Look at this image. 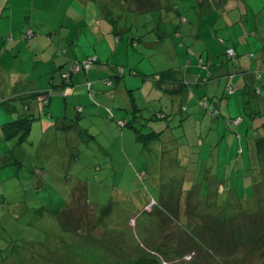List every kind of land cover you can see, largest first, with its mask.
I'll use <instances>...</instances> for the list:
<instances>
[{
	"label": "rangeland",
	"instance_id": "rangeland-1",
	"mask_svg": "<svg viewBox=\"0 0 264 264\" xmlns=\"http://www.w3.org/2000/svg\"><path fill=\"white\" fill-rule=\"evenodd\" d=\"M86 1V8L82 11L77 4L69 7L76 12L69 15L70 19L78 20L79 29L77 31L75 26H71L73 23L69 21L65 26L68 27L64 29L61 36L59 32L57 33V40L64 39L62 44L67 46L60 51V54L67 51L72 55V51L75 50L73 42L76 41L77 48H80L78 53H85L83 59L96 57L105 59L108 64L92 63L94 67L90 65L86 70L87 73H91L90 78L94 77L93 86L100 83L101 76L97 77L96 68L107 70L105 67L112 66L115 59L128 61L123 68L118 69L122 72L120 75L124 74L119 78L131 77L139 85L137 88L132 87L129 92H133L132 95L139 103L140 109L135 113H140L141 116L137 117L138 120L134 124L141 129L143 138L137 140L131 130L130 143L125 136L126 132H123L124 134L121 132L123 134L121 143L119 134L117 136L115 132L119 145L118 149H109L111 159L104 157L100 159L99 152L91 155L90 148H84L76 158L70 161L68 155L63 153V149L60 152L56 144L53 155L46 158L43 168L40 169L41 175L33 171L37 166L30 164L26 167L28 163H24L22 164L24 168L19 171L16 179L9 178L16 176L17 164L9 165L8 160L6 161L3 157L6 152L0 151V248L8 246L13 241L44 243L43 248L37 247L48 259H45L46 261L42 264H127V257L130 256L127 255L128 250L133 252L142 249L149 253L141 254L139 256L141 259L159 261L161 264H232L230 259L221 260L215 254L210 237L199 234L202 231L201 228L209 226L208 223L213 217V208L208 204L207 207L204 206L201 201L198 202V195L210 197L213 200L215 188L209 180L210 176H206L211 166L207 163L209 160L203 159L201 163L196 164L200 148L211 149L212 143L215 142L213 140L219 138L217 135L223 136L222 144H229L231 131L226 130V121L223 122L221 118V130L217 135L213 133L211 137L207 131L211 116L198 100L194 98L188 103L185 98L181 107L187 108L188 105L189 109L176 111V96L169 90L164 96L167 100L174 99V110L162 107L161 102L153 99L147 106H141L143 92L149 94L153 86L154 90L159 89L153 85L156 82L154 80L156 72L170 67L171 61L181 65L187 63V59H192L194 62L199 60L198 55H193L191 50L202 44L201 39L198 43L186 40L188 42L183 44L184 38L178 37L171 29L172 16L177 11L181 15L186 13L181 9L183 4L175 1V4L167 6V10L159 11L157 8L146 13H138L131 11V0L128 2L129 9L124 8L120 0H100L101 4L98 8L93 0ZM11 3L19 6L21 0H11ZM177 7L178 10H176ZM190 10L188 14L190 13L196 22L198 18L206 17V14L195 15L193 8ZM106 14H110L113 20H106ZM147 14L152 15L153 21L146 19ZM160 14L165 16L161 21L158 19ZM116 16L122 20H114ZM14 17L21 20L20 16ZM55 17L60 16L52 15L51 19ZM202 23L207 24V22ZM238 23L235 24L236 28L239 26ZM244 23L250 26L249 20H245ZM154 24H159L162 31L167 30L168 34L162 40L152 30ZM180 24L185 28L190 25V22L183 21ZM119 27L125 30L122 32L113 30ZM233 29H235L234 26L230 30ZM47 30V25H43L42 31L45 33ZM179 42L181 45L178 44ZM121 45H125L128 49H123ZM11 49L0 51V77L31 81L32 66H39L40 63H33L25 55L14 56ZM203 56L205 58L206 55ZM57 58L49 52L40 55V60L48 68L50 61L54 63ZM87 73L84 74L87 75ZM101 79L104 84L99 86L103 89L99 90L96 87V90L92 87L94 96L90 99L100 101L103 99L105 109L100 110L96 102L83 104L86 114H80L78 119L83 122L82 126L88 127L87 121L90 120L93 124L98 117L110 115L112 110L114 120L123 118V114L115 109L130 105L128 98L123 94L126 90H121L120 85L117 86L115 77H111V81L108 77ZM81 86L87 88L88 84ZM129 88H131V81ZM57 97L55 96L53 101L59 100ZM157 97L158 95L153 93V98ZM59 101L61 102V99ZM194 101L195 114L191 108ZM5 108L6 105L0 104V124L16 119L6 115ZM160 110L165 114L175 113L168 114L166 118L158 117L157 112ZM48 118L43 115L42 118L34 120L31 135H34L35 130L42 131L44 120L49 121ZM201 121L202 126H200ZM230 128L235 129L232 126ZM159 130H161L160 135L146 138V133L149 131L159 132ZM249 130L250 128H245L237 132L240 135L237 139L241 138L246 152L244 156H239L237 161L234 160L236 164L232 178L228 172L224 173L225 165L230 164L226 162L221 165L222 171L217 178L219 181L226 178L227 186H233L241 195L249 193L251 187L245 176L236 177L240 169L249 166L248 138H246ZM2 131L3 128L0 126L1 136ZM13 144L8 146L6 154H18L20 147H13ZM77 146L81 147L82 143ZM234 148L238 150V142ZM102 149L101 152H103ZM220 151L225 159H229V151L222 149ZM105 160L109 163L104 162ZM204 173L205 176H203ZM58 176L63 177L62 185L65 195L61 196L60 191L56 190V184L47 185L42 189L36 188L38 178L43 177L45 182H48ZM222 187L219 186L216 191H224ZM79 192L80 198H76ZM224 193L221 194L224 195ZM219 195L218 193L217 196ZM227 197L228 195H225V198ZM59 207L62 209L61 212L56 214L48 212V209ZM170 209L172 212H167ZM86 211L89 214L85 215ZM203 232L208 234V228H205ZM172 234L177 243L175 247L170 248H174L172 255H181L183 249L187 251L181 261L178 259L174 262L169 260L165 262L162 254L166 249L164 243H160V237L165 235L164 239H167ZM153 247L155 250H152ZM239 248L240 246L235 250L239 251ZM51 255L54 257L50 258ZM252 256L253 253H244V255L242 253L233 257L243 264H253ZM6 257L8 258L9 254ZM135 259L134 254H131V261L134 262ZM26 260V258L23 260L13 258L8 261V264H27ZM146 262L142 260L140 264H148Z\"/></svg>",
	"mask_w": 264,
	"mask_h": 264
},
{
	"label": "crops",
	"instance_id": "crops-1",
	"mask_svg": "<svg viewBox=\"0 0 264 264\" xmlns=\"http://www.w3.org/2000/svg\"><path fill=\"white\" fill-rule=\"evenodd\" d=\"M175 1H179L183 4L181 9L183 12L186 11V13L181 15L177 11L175 13L176 15L174 14L172 16L171 21L173 24L171 25V29L174 30L178 37L181 36L184 38L182 41L183 44L188 42L186 40H190L192 43H198L201 39L202 44L191 50L193 55H198L199 60L194 62L192 59H187V63H182L181 65L175 64L171 61L170 67L167 68L179 70L178 77H181L183 81L176 83L162 82V87L157 86L159 88L158 90H154L153 86L149 90V94L143 92L141 106H147L148 102L153 99L161 102L162 107L174 110V99L171 98L170 100H167L164 97V95H167V90L173 92L176 96V111H181V105L185 98L188 100V103L194 98H196L198 102L206 99L210 103L211 109L218 111L217 116H213L209 113L211 116V122L207 131L211 137H213V133L217 135L221 130V118H223L224 122L227 117H230L231 123L226 125V130L231 131L229 144H222L221 137L223 136L217 135L219 138L213 140L215 142L212 143L211 149L206 150L200 148L199 156L204 152H208L212 153L215 163L219 165H222L225 162L230 163L225 165L224 173L227 174L229 171V175L232 178L236 164L233 159L235 152L240 153L239 156H244V153L246 152L241 138L237 139L239 135L238 133L236 135L235 132L248 128L244 116H247L250 112L258 109L264 111V0H131V11L146 13L157 8H159V11L162 9L167 10V6L175 4ZM120 2L122 6H125L124 8L129 9V0H120ZM93 3L97 8L101 4L100 0H93ZM72 4H77L80 11H82L86 8L87 1L21 0L19 6H14V4L11 3V0L0 1V51L4 52V50H10L11 47H13L11 51L14 56H17L18 54L25 55L27 58L31 59L33 63H40L39 66H32L30 71L32 78L31 81L26 82L19 81L16 78L9 77V79H5L0 77V97L5 98L4 100H6L2 105H6V115L12 116L11 118L27 116L26 113H28L30 109L26 107L24 97L27 96L26 94L28 92L44 90L51 87L52 84L60 82L55 77V70L58 65L66 67L71 60L84 58L85 53H78L80 48H77L76 41L73 42L75 50L72 51V55L70 53L68 54L67 51L60 54V51L67 46L62 44L64 39L60 38L57 40V33L59 32V35L61 36L64 29L68 27L65 26L69 21L73 23L71 26H75L77 31L79 29L77 23L78 20L70 19L69 14L76 13L69 8ZM189 7L193 8V11H195L193 13L195 15L200 16L206 14V17L203 19L198 18L197 22L194 21L190 16V13L188 14V11L191 9H189ZM176 10H178V7ZM15 15L20 16L21 20L15 18ZM52 15H59L61 18L55 17L51 19ZM147 15L146 19H148V21H153L152 15ZM164 17L165 16H161L160 14L158 18L159 21L163 20ZM105 19L113 20V17H111L110 14H106ZM155 19H157V17ZM114 20H122V18H117L116 16V19ZM245 20H249L250 26L244 23ZM183 21H189L190 25L184 28L180 24ZM221 21L224 22L221 23ZM202 22H207V24L205 25ZM237 23L239 26L236 28L235 24ZM41 24L42 26L45 24L47 25L48 30L45 33L42 31ZM232 26H234L235 29L230 30ZM28 28H32L31 30H33L36 35L31 39H24L22 35L25 34L24 32L27 31ZM113 30L115 32H122L125 28L119 27L114 28ZM152 30L161 40L168 34L165 29L162 31L159 24H154ZM65 38L67 39V36ZM178 44L181 45V42ZM122 48L126 50L128 49L125 45H123ZM227 48L234 49L235 55L233 58L227 55ZM45 52H49L50 55L58 57L57 61L54 63L50 61L49 68L40 60V55ZM204 54L206 55L205 58L203 56ZM97 60V62L108 64L105 59L97 57ZM107 60H109V58ZM125 63H128L126 59L122 61L115 59L112 66H104L107 70L96 68L95 72L97 73V77H101L100 83L95 84V86H93L94 77L90 78L91 73L84 71L87 73V75L84 74V76L88 77L87 80L89 81L91 88L94 87L96 90L97 88L99 90L103 89L99 85L104 84L101 79L104 76L116 77L115 81L118 83L117 86L120 85L121 90H126L125 93H122L126 95L130 105L119 106L115 111L123 114V117L126 118L133 116V121L137 122L135 112H138L140 109L139 103L136 97L132 95L133 92H129V90H132V87L137 88L139 85L135 80H132L131 77L125 79L119 78V76H123L124 74L120 75L121 72L118 70L119 67L117 66L124 67ZM81 73H75L72 75L75 82H84L85 79ZM53 79L54 83L51 82ZM130 81L131 88H129ZM228 83L233 84L235 87L234 92L229 93ZM153 85H155V83H153ZM67 91V95H62L60 93L54 94L49 99L47 105L50 110L51 118H48L49 121L44 123V129L42 131L44 132L43 135L46 136L50 143L52 141V134L55 133L54 129H57L58 125L60 126L61 120L68 122V120L73 119L72 117L76 114V106L83 105L87 102L88 92L84 86L73 87L71 90L68 88ZM153 93L157 94L158 97L153 98ZM184 94H186V97ZM55 96H58L57 99H61V102L59 100L53 101ZM252 97L255 98V101L257 100V103L253 102L252 107H250ZM195 106L196 103L194 101L191 107L194 110V114ZM188 109L189 106L187 105V110ZM248 116L251 117V115ZM40 118H42V116H40ZM238 118H240L241 121L239 120L237 122L235 120ZM112 120L114 119L111 118V120H109L106 116H101L100 120L96 121L108 122ZM53 121L55 124L57 123L55 127L53 126L54 124H52ZM78 123L80 124L79 120ZM33 124L34 121L32 125ZM62 126L63 125H61V127ZM200 126H202V121ZM231 126L235 129L230 128ZM60 130L62 132L61 140L63 142L71 143V140H73L76 135V131H70L69 133L64 134L61 128ZM34 134L37 135L38 130H35ZM236 142L239 143L237 151H235L234 148ZM6 143L7 142H4L5 145H3L7 149L10 144L6 145ZM3 145L0 143V146L3 147ZM220 149L229 151L230 161L229 159L224 158ZM247 151L248 157H250L252 150L250 149L248 142ZM246 181L253 183L252 179ZM234 190L236 189L234 188Z\"/></svg>",
	"mask_w": 264,
	"mask_h": 264
},
{
	"label": "trees",
	"instance_id": "trees-1",
	"mask_svg": "<svg viewBox=\"0 0 264 264\" xmlns=\"http://www.w3.org/2000/svg\"><path fill=\"white\" fill-rule=\"evenodd\" d=\"M22 37L25 36L22 35ZM88 61H90V59L88 58L73 59L69 62L66 67H61L58 65L55 70V77L60 82L52 84L51 87L46 88L44 90L28 92L26 94L27 96L24 97L26 101V107L30 109V111L26 113L27 116L17 117L16 119L10 120L9 122L0 124L1 128H3V135H0V143L2 145L4 144V142H7L6 145L14 143L12 145L13 147H20V151L18 152V154H6L9 148L7 147L6 149L4 147L5 144L3 145V147L0 146V151L3 153L6 152L3 157L6 161L8 160L7 162H9V165H12L13 163L17 164L16 176L9 179H16L18 177L19 171L24 168V165H22L24 163H28L26 167H28L30 164H32L33 166H37L33 169V171H36L38 175H41L40 169L43 168V164H45L46 158L51 157L53 155L54 150L56 148V144L58 145V150L61 152V149H63V153L65 155H68L70 161L76 158V156H78V154L81 152V149L84 148H90L91 155L94 152H99L100 159L103 157L105 159H111L112 156L109 152V149H118L119 145L117 137H115V132L117 136L119 134V139L121 143L123 142V132H126L125 136L128 139L127 141L130 142L131 130L133 131L137 140H141L143 138L141 129L136 127L134 124L133 116H131L130 118H118L117 120H112L108 122H97L95 120L93 121V124H91L92 121L89 120L86 122L88 123V127L82 126L83 122H80V124L78 123V119L80 118L79 115L86 114L82 105L76 106V114L74 115V117H72L73 119L68 120V122L61 120L60 126L58 125L57 129H54L55 133L52 134L51 143L49 140H47L46 136L43 135L44 132L41 130L38 131L37 135H31V126L34 120L40 118V116L43 117V115L48 116L49 119L51 118L50 110L47 107L49 99L56 93L67 95L68 88L71 90L73 87H80L81 85H86L87 83L88 87L86 88V90L88 92V97L86 103L96 102V104L98 103L97 105L99 106L100 110L105 109V105L103 102L104 100L100 101L99 99H90L91 96H94V91L92 90L91 85L87 80L88 77L84 76V73L87 70L85 65L88 63ZM97 61V57L93 59V63H96ZM76 66L78 67L77 71L75 69ZM92 66L93 65H91V67ZM117 67L123 68V66ZM178 72L179 70L172 68H167L156 72V74L154 75V80L156 81L155 85L158 87H162V82L176 83L183 81L181 77H178ZM75 73H81V75L84 76L85 80L83 83H79V81L75 82L72 77V75H74ZM111 77L112 76H109L108 80L111 81ZM51 82L54 83V79ZM227 85L228 88L229 86L234 87L233 84L230 83H228ZM184 96L186 97V94H184ZM4 99L5 98L0 97V104L6 101ZM253 102L257 103V100L255 101L254 97L251 98L250 107H252ZM199 103L206 110V112L212 114L213 116H217L218 111L211 109L208 100L204 99L201 100V102ZM182 109L187 110L186 107H181V110ZM112 111L110 115L106 116V118H108L109 120H111V118L113 117ZM174 113L175 112H169L168 114L172 115ZM168 114H165L164 112H162V110L157 112L158 117L166 118L168 117ZM248 115H251V117H249ZM248 115L244 116V119L247 122V127L250 128L246 138H248V143L250 149L252 150V154L249 157V166H244L242 169L239 170L238 174H236V177L239 178L245 176V178H247L246 180L252 179L253 183L250 184V181H248V184L251 186L248 194L241 195L238 191L234 190L233 186L228 187L226 178L221 181L217 179L219 176V172H221L222 170L221 165L215 163L212 153L204 152L203 155L196 158V164L201 163L203 159L209 160V162L207 161V163L211 166L207 173H205L206 176H210L209 180H211V183H213L212 185L215 188L213 190L215 196L213 200H211L210 197H203V195H198V202L201 201L204 206L207 207L209 205L213 208V217L211 218V221H209L210 223H208L209 226L201 228L202 231L199 234L203 237H210L213 241L212 242L210 240V243L214 244L212 250L215 252V254L219 256L221 260L223 258L230 259V261H232V264H243L242 262L234 259L233 257L236 254L241 255L242 253L243 255L244 253H253V264H264V111L258 109L250 112V114ZM139 116L140 114L136 113V119ZM240 118L239 120L241 121ZM97 120H100V117H98ZM225 120L227 125L228 123H231L230 117H227ZM44 122L46 123L48 121L44 120ZM52 124H54L53 126L55 127L57 123L55 124V122L53 121ZM61 125L63 126L61 127ZM60 128L63 130L64 134H67L70 131H76V135L74 139L71 140V143L65 141L63 142L61 140L62 132ZM160 131L161 130H159V132L149 131L148 133H146V138L156 137L160 135ZM235 133L237 135V132ZM80 143H82V146L78 147L77 145ZM101 149L103 150V152L100 151ZM239 154L240 153L235 152V161L239 159ZM104 162L109 163V161L107 160H105ZM204 169L202 170V172L204 171ZM205 173L203 176H205ZM62 181V176L50 179L48 182H45V179L43 177H40L36 182V188L42 189L45 188L47 185L49 186L50 184H56V190L60 191L62 196L65 195ZM219 186H223L222 189H224V191H216ZM225 191L227 192L224 193ZM218 193L220 194L219 196H217ZM221 193H224V195H222ZM225 195H228V197L225 198ZM242 196L246 198H243ZM76 198H80V192L77 194ZM61 210V207H59L57 209H48V212L56 214L57 212H61ZM167 212L172 211L170 209L167 210ZM87 214L89 213H87L86 211L85 215ZM172 216H174V214H172ZM192 226H194V224H192ZM205 228H208V234H205L203 232ZM75 231H78V229H75ZM164 236L165 235L160 237V243H164L166 249L163 251L162 254L164 257L163 261L174 262L178 259H180L178 261H181L182 256L186 253L187 250L183 249L181 255L173 256L172 254L174 248H170L175 247V244H177L174 240V236L172 234V236H168L169 238L167 239H164ZM166 243L169 248L166 246ZM43 245L44 243H36L32 241H28L27 243L13 241L8 246L0 248V264H8V261L12 260L13 258H19L22 260L26 258V262H28L27 264H42V262H45L48 259L42 254V252L38 250L37 247L43 248ZM238 246H240L239 251H236L235 248H237ZM152 250H155V247H153ZM127 253V255H130L127 257V264H140L142 260L147 261L146 263L148 264H161L159 261H148L145 259H141V257H139L141 254L149 253L144 249L133 252H131V250H128ZM7 254H9L8 258L6 257ZM131 254H134L136 258L134 262L131 261ZM228 255L231 256L229 257ZM49 257L52 258L54 256L51 255ZM39 259L42 260L39 261ZM249 259L250 258H248V260ZM183 263L185 262L183 261Z\"/></svg>",
	"mask_w": 264,
	"mask_h": 264
},
{
	"label": "built area",
	"instance_id": "built-area-1",
	"mask_svg": "<svg viewBox=\"0 0 264 264\" xmlns=\"http://www.w3.org/2000/svg\"><path fill=\"white\" fill-rule=\"evenodd\" d=\"M24 36L25 37H23V38H25V39H31V38L34 37V33H33V31L31 29H27V31L25 32ZM226 53L230 57H233L235 55V51H234L233 48H228L226 50ZM93 59H90V61H88V63L85 65L86 68H88V66L93 63ZM75 69L77 70L78 67L76 66ZM232 92H234V87L229 86V93H232ZM235 120L238 122L239 121V118L238 119H235Z\"/></svg>",
	"mask_w": 264,
	"mask_h": 264
},
{
	"label": "clouds",
	"instance_id": "clouds-1",
	"mask_svg": "<svg viewBox=\"0 0 264 264\" xmlns=\"http://www.w3.org/2000/svg\"><path fill=\"white\" fill-rule=\"evenodd\" d=\"M25 39V38H24ZM92 65V64H91ZM77 71V70H76Z\"/></svg>",
	"mask_w": 264,
	"mask_h": 264
}]
</instances>
